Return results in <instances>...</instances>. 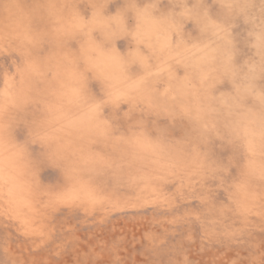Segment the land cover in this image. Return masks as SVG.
I'll use <instances>...</instances> for the list:
<instances>
[{
	"label": "clouds",
	"instance_id": "clouds-1",
	"mask_svg": "<svg viewBox=\"0 0 264 264\" xmlns=\"http://www.w3.org/2000/svg\"><path fill=\"white\" fill-rule=\"evenodd\" d=\"M39 3L0 0V78L13 76L16 97L0 118L12 116L37 137L12 151L2 146L0 165L21 195L40 202L51 192L34 179L38 143L64 161L53 187L83 182L155 199L169 184H195L201 196L184 207L204 221L247 204L257 179L264 192V0H57L47 30ZM81 5L94 17L102 12L103 23L77 24ZM53 106L77 123L58 127ZM245 124L260 128L261 163L234 184L229 138Z\"/></svg>",
	"mask_w": 264,
	"mask_h": 264
},
{
	"label": "rangeland",
	"instance_id": "rangeland-1",
	"mask_svg": "<svg viewBox=\"0 0 264 264\" xmlns=\"http://www.w3.org/2000/svg\"><path fill=\"white\" fill-rule=\"evenodd\" d=\"M36 7L47 18L45 29L51 28L59 12L57 0H40ZM77 11L83 17L77 24L103 23L102 12L94 17L86 5ZM41 44L54 59L57 50L46 39ZM113 58V54L103 56L105 61ZM13 80L11 74L0 78V108L5 111L16 103ZM49 113L58 127L77 123L76 117L55 106ZM29 137L37 139L21 121L10 115L0 118V159L3 145L12 151ZM229 139L236 164L229 174L235 184L259 171L260 128L242 125ZM33 149L34 179L51 192L40 202L21 195L11 174L0 165V264H260L264 257V223L260 222L264 192L258 179L250 186L247 204L231 207L219 220L210 216L204 221L196 209L184 207L188 199L201 196L195 184L190 190L169 184L155 199L141 198L140 193L101 192L83 182L53 187L50 181L63 171L64 161L42 153L39 143ZM215 195L222 204L223 197Z\"/></svg>",
	"mask_w": 264,
	"mask_h": 264
}]
</instances>
